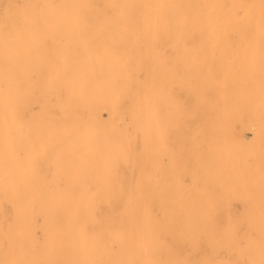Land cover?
<instances>
[{
    "label": "rangeland",
    "instance_id": "obj_1",
    "mask_svg": "<svg viewBox=\"0 0 264 264\" xmlns=\"http://www.w3.org/2000/svg\"><path fill=\"white\" fill-rule=\"evenodd\" d=\"M103 1L97 6V18L90 15L73 18L69 13V0H0V264H67L65 260L69 255L66 254L75 253L76 235L83 225L98 242L93 243L94 256L103 264H109L121 217L130 202L138 198L139 175L133 167L134 120L130 111L132 89L135 92L131 84V52L127 44L117 46L111 43L112 37L103 34L111 23H118H106L112 9ZM232 4L233 8L234 1ZM245 5L247 16H254L256 0H246ZM112 47L114 52H111ZM259 52L192 54L166 50L159 57L151 56L150 94L157 114L153 117L155 121L152 118L156 127L151 132L156 134L154 141L158 143H153L152 136L150 176L153 184L149 195L177 196L183 185L187 186L186 193H194L198 183L196 185L195 179L184 173V103L185 97L190 96L191 86H186L183 79L187 81L188 75L189 81L200 75H213L220 81L216 85L219 89L214 87L217 90L208 96L209 99L214 96L210 99L214 102L210 103L218 108L211 104L212 108L206 111L208 116L202 113L199 124L212 125L206 142L219 143L221 137V149L227 148L224 152L215 148L216 152L212 145L205 147L207 151H203L201 159L192 161L193 174L209 160L219 167L236 162L243 165L240 168L244 175L241 173L229 185L237 191L223 189L217 198H208L207 202H213L215 211L221 215L232 211L249 217L250 213L264 212V186H259L264 183V156L261 155L264 151L261 148L264 145V93L260 92L264 90V58H261L264 51ZM195 55L201 57V61L193 66L186 58ZM161 60L165 74L158 77L161 86H155L156 67ZM115 61H118L116 66ZM40 64H44L43 67ZM34 65L40 67L36 69ZM207 68L211 69L210 74ZM250 69L255 72L247 71ZM43 71L47 73V76L43 74L44 78ZM140 76L143 79V75ZM249 78L250 83L254 81L253 86L249 85ZM235 82L241 88H237ZM251 87L257 88L251 91ZM225 89L226 95L232 98L216 101L214 91L222 94ZM228 89H233V93ZM219 93L218 97H222ZM157 98H160L158 103ZM232 112H237L240 119L230 118L233 123L227 125L228 129L222 127L220 122ZM244 120H249L247 125ZM223 138L227 139V146ZM216 154L220 155L219 159ZM245 168L249 169L245 172ZM210 184L215 187L214 183ZM89 213L95 216L94 221L88 218ZM159 213L163 220L162 212ZM163 240L167 246L171 245L168 236Z\"/></svg>",
    "mask_w": 264,
    "mask_h": 264
},
{
    "label": "bare ground",
    "instance_id": "obj_2",
    "mask_svg": "<svg viewBox=\"0 0 264 264\" xmlns=\"http://www.w3.org/2000/svg\"><path fill=\"white\" fill-rule=\"evenodd\" d=\"M101 1L102 0H69V13H71V17L73 18L77 15H83L84 17L90 15L97 18V12L99 11L97 6ZM233 1L234 9L231 7ZM103 2L107 8L112 9V14L107 19L106 23L118 22L111 23L110 27L108 26L102 31L103 34L105 36L108 35L112 37L114 40H112L111 43L115 42L117 43V46L120 44H127L131 52V84L132 87L135 88V92L133 91L134 89H132V101L130 106L131 117L134 120L132 127H134L135 132L134 139L132 141L133 156L135 157L133 159V167L135 169H133L139 175L138 198L135 200L131 199L132 201L130 202L128 208L125 212L123 211L124 214L120 220L121 223L119 231L115 238H113L114 251L109 259V264H264V212L258 211L255 214L250 213L248 217L247 215L238 216L234 212L228 210L229 212L221 215L218 213V211H215L213 202L211 204L207 202L208 198H217V196H219V192H221L223 189L228 188L233 192L237 191H234L233 187H229V185L234 179L237 180L239 175L243 172L242 168H240L243 165L240 166L239 163L236 164V162L235 165H228V163L223 165L219 164V167L217 166V163L213 164L209 160V162L200 165L199 169L195 172V175L192 171V161H199V159H201L200 157L203 156V151H207V149L204 150L205 147L209 148V146L212 145L213 149L216 148L219 150V148H222L221 145L223 140L221 137L219 143L212 142L211 140L209 141L212 143L206 142V136H209L210 127H212L211 123L199 124L202 113L205 112L206 114L208 108H212L213 104V107L218 108V106H215V103H210L214 96L212 97L211 95L212 98L210 99L212 100H210L208 96L210 92L213 93L214 89L217 90V83H220V81H218L215 76L200 75L197 78L189 81L190 75H188V82L186 79H183V81L187 83L186 86H191V93L189 94L190 96L188 97L187 95L185 97L184 103L186 115V126L184 132L185 142L183 146V152L185 155L184 173L185 175H189L195 179L196 185L198 183V185L194 187V193H186L185 190L187 189V186L183 185L184 187L180 189L181 192L177 196L167 193L155 194L153 196L149 195V189L153 184L151 182L152 177L150 176V163L153 159H150V153L152 141L151 137L154 134L151 132V129H155L156 127L155 122V125L152 124V118L157 116L155 111L156 109L152 107L153 105L150 94L152 86L150 83V71L152 70V65L150 63L151 56L154 55L159 57L161 52H166V50H179L183 53L192 54L228 51H234L235 53V51L238 50L264 51V0H256V9L254 10L256 13L252 14L254 15L252 17L247 16L248 14L245 5L246 0H105ZM67 13L65 14L66 16ZM100 29H102V27L99 28V30ZM115 38H118L119 40L115 41ZM105 39L106 38L104 37V41ZM114 49L115 48L112 47L111 52H114ZM261 53L263 54L264 52ZM214 56L216 55L214 54ZM117 58H119V56H117ZM186 59H190L189 62L193 66L200 63L201 61V57L196 55L189 58L187 57ZM222 63L223 62H221V64ZM113 64H115V66L118 65V61H115ZM43 65L40 64L42 67ZM246 65L249 66L248 62ZM254 65H256L255 61ZM38 66L39 65L35 66L37 67L36 69H38ZM213 66L214 65L212 64L210 67L213 68ZM218 66L220 67V65ZM227 68L230 69L229 67ZM247 68H244V70L246 71ZM36 69L33 71V73L36 71ZM156 69L157 70L155 73L157 77L155 79L154 85L161 86L160 82L158 81V77L163 73L165 74V67L162 60L160 63H158V67H156ZM207 69L209 70L208 73L210 74L211 69ZM247 71L255 72L253 69ZM250 73H248V75ZM34 74L36 75V73ZM43 74H45L44 71L42 75ZM45 75L47 76V73ZM140 75H143V79H141ZM246 75L244 76L247 77L248 75ZM46 76L43 75L42 77L44 78ZM238 79L239 78L236 80ZM251 79L254 80L253 78ZM223 81L224 80H222V83ZM251 83L249 78V85L253 86V83ZM235 86L237 88H241L236 82ZM255 86H258V84ZM246 88L248 89L249 87ZM256 88L253 87L251 91ZM233 89L236 90V88ZM137 91L142 92L137 93ZM263 91L260 92L264 93ZM214 92H216V101L218 98H220V100L232 98L228 96L229 94L226 95V89L224 92L226 96L224 93H219V91ZM218 93L222 95V97H218ZM116 98L118 100L119 96ZM159 99L160 98H157V103L159 102ZM216 105H218V103ZM224 106L227 110L230 107V105H228L227 108L225 104ZM213 109L214 110L212 111L218 114V110L215 108ZM227 110H225L226 112H224L223 115L225 114L226 116ZM236 113L231 114V116L228 117L229 119L223 118L224 121L222 122L218 120L221 124H223L222 127L224 126L228 129L229 126L227 127V125H231L233 123L230 121V118L231 120H234L232 118L237 117ZM219 115H221V113ZM166 118H168L167 115ZM213 121L214 120H212V124L214 123ZM160 122L161 121H159V123ZM245 122L247 125L248 122ZM221 124H219V126ZM169 125H171L170 122ZM235 125L237 126L236 123ZM222 127L220 128L221 131ZM227 129L223 130V134L225 131H227ZM217 132L219 133V131ZM229 135L231 136V133ZM233 135L234 134L232 133V136ZM154 136L152 138L153 143L155 142ZM233 139L234 141L237 140L236 137ZM226 140L224 139V142ZM256 142L258 143V141ZM155 143H158V141ZM223 144L227 146L226 142ZM140 145L143 146L140 147ZM263 146L264 145L261 147L262 149H264ZM232 148L235 149L234 146ZM213 149L210 150L213 151ZM225 149H221V152H224L223 150ZM233 149L232 152L235 151ZM263 152H261V155L264 156V154H262ZM211 153L213 154V152ZM227 153H229V151ZM218 154H216V157ZM5 156L6 155L4 154V158ZM214 156L215 154L213 157ZM215 159L213 158V160ZM199 163H202V161ZM246 169L247 168L244 169L245 172ZM210 183H214L215 187ZM263 184L259 185L260 188L264 186ZM209 186H213V188H210ZM10 193L12 194V191ZM258 193L260 194V192ZM159 212H162L163 220L161 217L159 218ZM89 215L90 216H88V218L91 221H94L95 216H93L92 213H89ZM244 222H250L253 224L244 226L242 225ZM77 234V248L75 249L74 254L72 251H69L66 254V256L69 255L65 260L66 263L103 264L99 257L96 258L93 254L92 249H95L93 243L98 242H96L94 236L90 234L89 228L83 225L81 228H79ZM165 235L171 240L170 246L164 244L163 237ZM87 252V259H85V254Z\"/></svg>",
    "mask_w": 264,
    "mask_h": 264
}]
</instances>
